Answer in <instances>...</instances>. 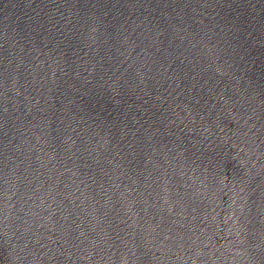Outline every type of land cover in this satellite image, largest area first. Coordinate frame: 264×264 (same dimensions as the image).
Instances as JSON below:
<instances>
[{
  "label": "water",
  "instance_id": "obj_1",
  "mask_svg": "<svg viewBox=\"0 0 264 264\" xmlns=\"http://www.w3.org/2000/svg\"><path fill=\"white\" fill-rule=\"evenodd\" d=\"M0 264H157L34 0H0Z\"/></svg>",
  "mask_w": 264,
  "mask_h": 264
}]
</instances>
